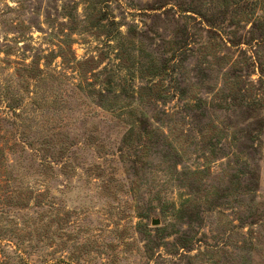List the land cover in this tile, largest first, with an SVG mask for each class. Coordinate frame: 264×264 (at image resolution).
I'll return each mask as SVG.
<instances>
[{"label": "rangeland", "instance_id": "rangeland-1", "mask_svg": "<svg viewBox=\"0 0 264 264\" xmlns=\"http://www.w3.org/2000/svg\"><path fill=\"white\" fill-rule=\"evenodd\" d=\"M0 264H264V0H0Z\"/></svg>", "mask_w": 264, "mask_h": 264}, {"label": "water", "instance_id": "water-1", "mask_svg": "<svg viewBox=\"0 0 264 264\" xmlns=\"http://www.w3.org/2000/svg\"><path fill=\"white\" fill-rule=\"evenodd\" d=\"M153 223H154V224H159V223H160V220H159V219H154V220H153Z\"/></svg>", "mask_w": 264, "mask_h": 264}]
</instances>
